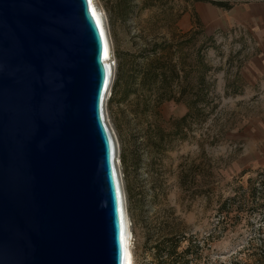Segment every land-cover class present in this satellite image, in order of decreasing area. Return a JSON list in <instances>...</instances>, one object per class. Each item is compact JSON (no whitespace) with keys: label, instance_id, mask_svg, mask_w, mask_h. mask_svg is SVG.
Returning <instances> with one entry per match:
<instances>
[{"label":"rangeland","instance_id":"1","mask_svg":"<svg viewBox=\"0 0 264 264\" xmlns=\"http://www.w3.org/2000/svg\"><path fill=\"white\" fill-rule=\"evenodd\" d=\"M211 1L128 0L122 14L120 0H98L116 65L120 55L135 77L129 92L111 91L105 102L134 264H156L162 237L172 236L177 252L195 243L189 264L250 263V236L264 247V210L207 240L219 203L264 167V0H220L228 9ZM171 58L183 64L177 85Z\"/></svg>","mask_w":264,"mask_h":264},{"label":"water","instance_id":"2","mask_svg":"<svg viewBox=\"0 0 264 264\" xmlns=\"http://www.w3.org/2000/svg\"><path fill=\"white\" fill-rule=\"evenodd\" d=\"M105 43L90 0H0V264H125Z\"/></svg>","mask_w":264,"mask_h":264},{"label":"trees","instance_id":"3","mask_svg":"<svg viewBox=\"0 0 264 264\" xmlns=\"http://www.w3.org/2000/svg\"><path fill=\"white\" fill-rule=\"evenodd\" d=\"M123 10L122 14H125L129 10L128 0H120ZM211 3L223 7L230 8L228 2L220 0H213ZM185 36L191 34V31L184 33ZM183 34V35H184ZM158 69V68H157ZM170 70L173 74V80L171 84L176 85L179 83L181 73L184 70L183 64L179 59H170ZM164 74L162 70H155L156 86L162 85ZM135 81V77L131 71L127 69L122 57L118 56V61L116 65V75L114 82L112 84V95L120 92L122 89L124 93L130 91L133 87L132 84ZM174 81V82H173ZM172 86V85H171ZM160 87V86H158ZM172 92V91H171ZM188 112H186L179 122H184L187 118ZM264 207V167L255 171V177H248L246 184H238L234 191L233 195L224 198L218 205L216 216L218 217L215 226L209 231L207 235V240L212 241L213 238L217 237V232L227 233L234 232L236 225L233 222L237 223L241 219L249 221L251 216L256 215L258 212H261ZM233 224V225H230ZM264 225L258 226V233H263ZM192 240L191 238L189 239ZM261 242L264 244V239L260 238ZM179 246L177 241H173L171 237H162L157 241L155 245V254L154 258L156 259V264H189L191 260L197 259L198 257H187L197 255V246L195 243L187 245V247L181 252H177V247ZM249 249L251 248V255L253 259H250V263L244 264H261L264 258V247H257L253 240V237L247 239L246 245ZM153 264V263H146ZM225 264H243L241 261L237 260L236 256L232 258L229 262Z\"/></svg>","mask_w":264,"mask_h":264},{"label":"bare ground","instance_id":"4","mask_svg":"<svg viewBox=\"0 0 264 264\" xmlns=\"http://www.w3.org/2000/svg\"><path fill=\"white\" fill-rule=\"evenodd\" d=\"M90 4H91V9L93 12V15L95 17L96 23L99 25L100 31L103 34V30L106 33V40H108V47L105 43V47L103 50V56H105L106 59V63L110 64L113 60V57L111 55V57H109L108 54H112V46H111V40H110V33H109V24H108V19H107V15H106V11L100 6L98 0H90ZM105 51L107 53V55H105ZM109 52V53H108ZM109 57V58H108ZM109 96V93L107 92L105 95V99H104V117L106 119L107 122V118L105 115V106H106V99ZM107 125L109 127L110 133L112 134L113 140H114V149H115V158H114V164L116 165V172H117V177H118V181L120 184V191H121V196H122V202H123V212H124V227H125V233H124V240L123 242L125 243V264H134V259H133V254H132V247H131V237H132V233H131V227H130V220H129V215L127 212V198L125 196L124 193V186H123V180H121V174H120V168H119V163H118V153H119V149H118V144H117V134L114 130V128L112 127V125L107 122Z\"/></svg>","mask_w":264,"mask_h":264},{"label":"snow or ice","instance_id":"5","mask_svg":"<svg viewBox=\"0 0 264 264\" xmlns=\"http://www.w3.org/2000/svg\"><path fill=\"white\" fill-rule=\"evenodd\" d=\"M105 55H107L106 51H105Z\"/></svg>","mask_w":264,"mask_h":264}]
</instances>
